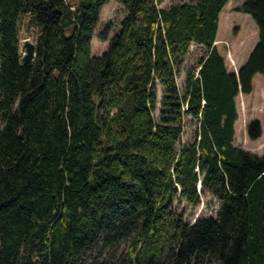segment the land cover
Listing matches in <instances>:
<instances>
[{"label": "trees", "instance_id": "obj_1", "mask_svg": "<svg viewBox=\"0 0 264 264\" xmlns=\"http://www.w3.org/2000/svg\"><path fill=\"white\" fill-rule=\"evenodd\" d=\"M228 1L117 0L125 15L95 57L108 0H0V264H264V150L233 143L235 98L264 76V0L235 9L257 28L236 73L214 45ZM21 24L36 33L29 64ZM192 43L205 54L179 92ZM157 84L172 119L152 115ZM180 114L196 125L176 149ZM246 129L261 135L256 119ZM201 195L215 217L185 222L173 203Z\"/></svg>", "mask_w": 264, "mask_h": 264}, {"label": "rangeland", "instance_id": "obj_2", "mask_svg": "<svg viewBox=\"0 0 264 264\" xmlns=\"http://www.w3.org/2000/svg\"><path fill=\"white\" fill-rule=\"evenodd\" d=\"M76 0H67L69 4ZM188 0H163L159 5L166 8L171 4L187 2ZM239 1L230 0L223 7L219 15V28L217 32V40L214 45L218 52L224 57L228 71H236L244 64L248 55L252 51L257 42L256 35L252 32L253 27L256 28L254 21L248 14L236 11ZM228 6V7H227ZM125 15L124 7L117 0H108L99 13L98 21L95 25L93 37L91 39V55L98 57L107 48L108 41L120 24V21ZM108 25V26H107ZM254 25V26H252ZM108 27L107 29L105 27ZM106 29V30H105ZM105 31L107 40L103 41L100 38V32ZM20 47H22L25 39L34 43L36 39L35 31L26 32L24 25H20ZM205 54V49L200 45L190 44L186 53L180 59V64L176 68L175 81L179 92L182 91L185 71L196 65L198 58ZM157 102L156 108L152 115L156 121L162 119H172L175 117L174 108L170 104L162 101V87L157 84ZM173 103V102H169ZM238 119L235 122L234 145L250 151L252 153L261 154L264 150V123L261 128V135L256 139H251L247 134V125L255 120V117L262 118L264 116V76L256 73L252 78V93L247 95L238 94L237 99ZM181 115L182 131L179 138V143L175 145L179 149L183 144L189 143L192 139L193 130L196 121L188 115ZM219 203L210 195H201L200 201L196 206H189L185 202H174L172 207L183 215L184 221L192 223L196 218L211 217L214 218L218 209Z\"/></svg>", "mask_w": 264, "mask_h": 264}, {"label": "water", "instance_id": "obj_3", "mask_svg": "<svg viewBox=\"0 0 264 264\" xmlns=\"http://www.w3.org/2000/svg\"><path fill=\"white\" fill-rule=\"evenodd\" d=\"M22 47L24 49V53L22 56V63L29 64L33 60V56H34V43L25 39Z\"/></svg>", "mask_w": 264, "mask_h": 264}, {"label": "crops", "instance_id": "obj_4", "mask_svg": "<svg viewBox=\"0 0 264 264\" xmlns=\"http://www.w3.org/2000/svg\"><path fill=\"white\" fill-rule=\"evenodd\" d=\"M230 1V0H229ZM228 1V2H229ZM227 2V3H228ZM242 4V2L241 1H239V3H238V5L237 6H240ZM226 5L227 4H225V6L224 7H226ZM228 7V6H227ZM220 13H221V11H220ZM220 13H219V15H220ZM239 13V12H238ZM219 24H220V20L218 21V28H219ZM252 26H254V25H252ZM217 32H218V30H217ZM252 32L254 33V36L256 35V37H257V28H255V27H253V29H252ZM218 38H217V33H216V37H215V40H217ZM253 78H254V76H253ZM251 93H252V91H251ZM243 95H247V94H243ZM237 99H238V95H237V97L235 98V106H236V109H237V107H238V105H237ZM237 113H238V109H237ZM238 116H239V113H238ZM237 119H238V117H237ZM237 119L235 120V122L237 121ZM255 119L256 120H258L259 121V123H260V127L263 129V123H264V116H262V118H256L255 117ZM234 128H235V123H234Z\"/></svg>", "mask_w": 264, "mask_h": 264}]
</instances>
